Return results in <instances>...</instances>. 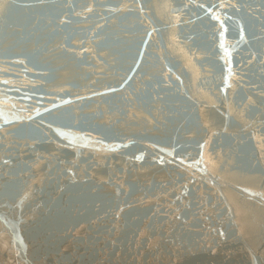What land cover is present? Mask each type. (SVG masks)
<instances>
[{
  "label": "water",
  "instance_id": "1",
  "mask_svg": "<svg viewBox=\"0 0 264 264\" xmlns=\"http://www.w3.org/2000/svg\"><path fill=\"white\" fill-rule=\"evenodd\" d=\"M0 264H264V0H0Z\"/></svg>",
  "mask_w": 264,
  "mask_h": 264
}]
</instances>
